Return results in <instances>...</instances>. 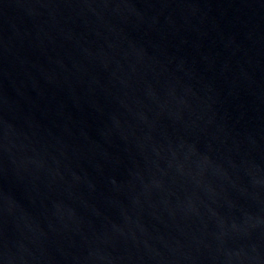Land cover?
<instances>
[{
  "label": "water",
  "instance_id": "water-1",
  "mask_svg": "<svg viewBox=\"0 0 264 264\" xmlns=\"http://www.w3.org/2000/svg\"><path fill=\"white\" fill-rule=\"evenodd\" d=\"M0 264H264V0H0Z\"/></svg>",
  "mask_w": 264,
  "mask_h": 264
}]
</instances>
